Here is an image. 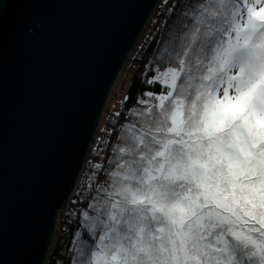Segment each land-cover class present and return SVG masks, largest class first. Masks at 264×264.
<instances>
[{
    "label": "snow or ice",
    "instance_id": "1",
    "mask_svg": "<svg viewBox=\"0 0 264 264\" xmlns=\"http://www.w3.org/2000/svg\"><path fill=\"white\" fill-rule=\"evenodd\" d=\"M176 7L178 30L142 77L167 90L138 94L133 120L114 113L72 264H264V0Z\"/></svg>",
    "mask_w": 264,
    "mask_h": 264
},
{
    "label": "water",
    "instance_id": "2",
    "mask_svg": "<svg viewBox=\"0 0 264 264\" xmlns=\"http://www.w3.org/2000/svg\"><path fill=\"white\" fill-rule=\"evenodd\" d=\"M162 0H0V264H45L112 90Z\"/></svg>",
    "mask_w": 264,
    "mask_h": 264
},
{
    "label": "trees",
    "instance_id": "3",
    "mask_svg": "<svg viewBox=\"0 0 264 264\" xmlns=\"http://www.w3.org/2000/svg\"><path fill=\"white\" fill-rule=\"evenodd\" d=\"M177 0H162L157 6L153 16L139 38L135 48L133 49L130 57L127 60L124 71L121 75H131V81L128 89L127 97L120 107H117L114 103L116 97L111 95V99L108 101L107 112L103 114L100 126L96 133V136L92 142L86 164L76 189L69 200L64 212H60V221L57 223L56 234L52 245L49 249L45 264H72L74 260L73 254V240L74 234L79 229L82 221L81 212L87 208L85 200L81 199V196H86V176L90 171H96L92 168L93 164L102 163L105 167H108V159L112 156L111 148L117 143V131L119 124H114L112 118L114 113L119 112L118 118L120 123L125 122L126 119L133 120L134 117L125 115L126 109L140 110L144 106L137 103V97L139 94L140 99L150 100L149 97L144 96V92L151 91L160 93L162 89L167 90L164 85L157 83L155 85H148L142 82L143 79L150 78L153 72L149 69V65L156 61V57L165 48L169 41L170 35L178 30L177 18L180 14V10L176 7ZM163 65L161 69L163 70ZM146 73V76L143 74ZM150 103H155L154 100H150ZM105 130H108L107 132ZM103 137L108 141L105 147L100 142V138ZM103 149L97 154L96 149ZM99 179L103 182L106 176L101 172ZM82 231V239L87 240L88 236Z\"/></svg>",
    "mask_w": 264,
    "mask_h": 264
},
{
    "label": "rangeland",
    "instance_id": "4",
    "mask_svg": "<svg viewBox=\"0 0 264 264\" xmlns=\"http://www.w3.org/2000/svg\"><path fill=\"white\" fill-rule=\"evenodd\" d=\"M122 73V72H121ZM121 73H120V75H119V78H118V80H117V82H116V84H115V86H114V88H113V90H112V92H113V97L115 96L116 97V101H115V105L117 106V107H120L121 106V104L125 101V98L127 97V94H128V89H129V85H130V81H131V75H125V76H123V75H121ZM111 99V97L109 98V100ZM108 100V101H109ZM107 105H108V102H107ZM108 110H107V106H106V109H105V112H107ZM104 112V113H105ZM86 164V163H85ZM85 166V165H84ZM71 199V198H70ZM68 204V203H67ZM67 206V205H66ZM65 209H66V207L61 211V212H64L65 211ZM59 221H60V215H59ZM57 229V228H56ZM55 234H56V232H55ZM54 237H55V235H54ZM53 240H54V238H53ZM53 242V241H52ZM51 245H52V243H51ZM51 247V246H50Z\"/></svg>",
    "mask_w": 264,
    "mask_h": 264
},
{
    "label": "built area",
    "instance_id": "5",
    "mask_svg": "<svg viewBox=\"0 0 264 264\" xmlns=\"http://www.w3.org/2000/svg\"><path fill=\"white\" fill-rule=\"evenodd\" d=\"M125 69V68H124ZM124 71V70H123Z\"/></svg>",
    "mask_w": 264,
    "mask_h": 264
}]
</instances>
